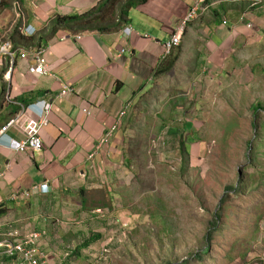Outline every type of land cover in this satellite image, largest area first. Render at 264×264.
Returning a JSON list of instances; mask_svg holds the SVG:
<instances>
[{
    "label": "crops",
    "instance_id": "obj_1",
    "mask_svg": "<svg viewBox=\"0 0 264 264\" xmlns=\"http://www.w3.org/2000/svg\"><path fill=\"white\" fill-rule=\"evenodd\" d=\"M102 1L0 0V45L9 41L18 53L12 67L1 53L0 129L23 117L6 134L12 141H24L34 118L24 107L41 99L52 102L49 124L40 133L41 151L22 153L10 149L7 142L0 145V241L11 231L45 229L42 248L49 253V264L88 262V256L94 257L89 245L95 243L82 247L89 236L86 225L95 221L92 230L99 234L97 240L113 224L118 226L113 220L117 212L113 197H122V189L130 191L135 184L125 171L129 164L123 155L124 131L130 127L132 111L141 97L146 98L169 74L179 79L180 65L186 67L183 82L189 85L182 93L207 96L214 87L207 85L205 78L219 81L225 73L229 75L225 61L233 56L232 43L252 28L247 18L253 17L252 2L243 6L246 0H210V8L186 25L181 45L172 54L179 55L174 67L160 73V63L172 58L171 54L165 55V45L197 0H148L130 9L129 24L118 32L59 29L52 33L51 23L56 16L84 14ZM239 6L249 13L240 14ZM29 27L34 35L26 32ZM127 27L130 33L124 32ZM39 49H44L48 75L31 70ZM24 51L29 53L26 58L19 54ZM193 74L200 79L191 77ZM65 86L73 91L60 94ZM126 104L128 113L111 144L89 159ZM43 183H50L53 192L13 198ZM101 201H112L114 208L94 207ZM96 209L112 214L99 218L93 214ZM99 219L103 222L97 223ZM70 231V240H66L64 233ZM61 245L65 250L62 254L56 251ZM102 245H107L105 240L100 241ZM77 248L76 258H70ZM93 259L94 264L100 263L96 257ZM0 264H14L1 248Z\"/></svg>",
    "mask_w": 264,
    "mask_h": 264
},
{
    "label": "rangeland",
    "instance_id": "obj_2",
    "mask_svg": "<svg viewBox=\"0 0 264 264\" xmlns=\"http://www.w3.org/2000/svg\"><path fill=\"white\" fill-rule=\"evenodd\" d=\"M245 2H252L253 17L247 16L251 31L244 30L232 43L233 56L225 61L229 75L226 71L219 81L205 78L213 92L183 94L189 85L183 82L186 67L180 65L179 79L167 75L132 111L123 155L135 184L130 191L122 189V197H113L119 225L89 245V253L103 255L98 264H181L185 258L192 261L186 264H264V146L253 166L247 156V141L264 129V112L253 116L251 110L256 101L264 102V0ZM242 7L237 8L240 14L249 13ZM181 141L191 153L189 163ZM238 185L236 192L229 189ZM225 198L226 206L221 203ZM258 204L261 210L252 207ZM223 206L231 214L217 227L206 260H195L208 236L209 219ZM94 225H86L89 234ZM71 232L64 233L66 240ZM103 240L106 247H100ZM56 251L65 250L61 245ZM93 258L83 264H94Z\"/></svg>",
    "mask_w": 264,
    "mask_h": 264
},
{
    "label": "built area",
    "instance_id": "obj_3",
    "mask_svg": "<svg viewBox=\"0 0 264 264\" xmlns=\"http://www.w3.org/2000/svg\"><path fill=\"white\" fill-rule=\"evenodd\" d=\"M210 0H197L196 3L192 6L189 12H187L185 18L182 20V23L177 28L176 32L172 35L171 40L165 45V55H170L173 53L174 49L181 45L182 35L184 33L185 27L189 24V21L196 17L200 12H204L210 8ZM226 24V20H224ZM250 27V25H249ZM131 32V28L127 27L124 29V32ZM26 32L29 35H34L35 32H30V27L26 29ZM81 39V36L77 37ZM62 40H65L63 38ZM44 49H39L35 52V63L31 67V70L36 73L43 75H48L49 70L47 68L46 58L43 56ZM1 53L6 55L7 60L10 62L12 67L15 58L18 53L13 49L11 42H5L0 45V66L3 65L4 59L1 56ZM20 56L23 58L28 57L27 51L19 52ZM5 58V59H6ZM73 88L65 86L60 94L66 92H72ZM24 110L31 111L34 114V118H31V124L27 128V138L24 141H12L10 137L6 134L12 125H18L20 119L23 117H17L8 122L5 126L0 129V145H4L3 142H7L14 150L22 153H27L29 150L34 152L41 151L43 142L40 136L42 129L49 124V115L52 110V102L47 99H41L39 101L31 102L24 107ZM129 107L126 104L125 107L118 113L116 121L113 125L106 129L102 137L99 139L97 145L94 148V152L89 155V159H92L98 151H102L108 147L113 137L118 132L124 118L128 113ZM89 113V111L85 110ZM9 147V146H7ZM3 177V173H0V179ZM53 186L50 183H43L38 186L32 187L31 191H26L20 194H14L13 198L18 199L20 196H34L37 194H46L53 192ZM93 213H98L101 216L112 214L107 210L96 209ZM115 224L119 225V215L115 213L113 216ZM47 235V230H29L27 232H18L11 231L7 236L0 241V248L4 254L14 259V264H49V253L45 251L43 246V238ZM103 247V245H102ZM106 247V246H105ZM102 253H98L94 257L98 260H101ZM105 261V260H102Z\"/></svg>",
    "mask_w": 264,
    "mask_h": 264
},
{
    "label": "trees",
    "instance_id": "obj_4",
    "mask_svg": "<svg viewBox=\"0 0 264 264\" xmlns=\"http://www.w3.org/2000/svg\"><path fill=\"white\" fill-rule=\"evenodd\" d=\"M147 1L148 0H103L101 3L98 4L97 7H93V9L89 10L88 12L84 14L56 16L52 20L51 31L52 33H55L59 29H67V30L77 32V33L84 32V31H87V32L96 31L100 34L118 32L122 28H124L126 25L129 24L130 9L134 6H137ZM48 37H51V34H49ZM172 54L173 53H171V55ZM178 59H179L178 54L172 55V58H167L166 60H163L162 63H160L157 70L161 71L160 73L169 72L174 67ZM251 110L253 112V116L254 115L259 116L260 113L264 112V102L256 101L255 103L251 105ZM252 125H253V128H255L256 130L257 128L254 122V119H253ZM261 125L262 127H264V122H262ZM186 127H187V124H186ZM185 131H190V129L186 128ZM263 132H264V129L260 127L257 133L255 132L254 136L251 137L250 140L247 141V151H248L247 156L250 159V166H253L257 162V153H259L260 149H262L264 146ZM185 145H186L185 141H181L180 148L182 151V155L184 156V161L185 163H189L191 160V153L189 152V150L186 149ZM260 179L262 180L264 179L263 170L261 172ZM240 182L241 180L239 181V184ZM238 188H240V185L229 187V189H231L232 192L238 191ZM260 189H263L264 191V185H262ZM103 195H105V193H103ZM262 197H264V194ZM226 200L227 198H225L224 200H221L222 205H225V203L227 202ZM83 203L87 204L88 202H86L85 200L83 201ZM99 205H101L102 207H109L111 209V207H113V202L112 201L110 202L101 201L94 207H97ZM225 206H223V208L213 213L211 218L209 219L208 236L202 242L201 246L203 248L201 247V249H199L198 252L195 254V260H206V257L209 255V252H211V243H213V237H214L213 235H215L217 227H220V223L222 222L221 220L223 219L224 216H228L231 214L230 212H228V214L225 213ZM252 207L255 210L256 208L259 210L262 209V206H260V204L252 206ZM93 214L99 217L98 213H93ZM98 238H99V234H95L94 232L89 234V236L85 238L84 240L85 242L82 244L83 245L82 247L89 245L91 242H94ZM204 247L206 248L204 249ZM78 251H79V248H77V250H74V254H72L70 258L72 259L76 258L77 256L76 254L78 253ZM191 256H193V254H191ZM191 262L192 261L190 260V258H185L181 262V264H186V263H191ZM162 264H167V263L164 262Z\"/></svg>",
    "mask_w": 264,
    "mask_h": 264
},
{
    "label": "bare ground",
    "instance_id": "obj_5",
    "mask_svg": "<svg viewBox=\"0 0 264 264\" xmlns=\"http://www.w3.org/2000/svg\"><path fill=\"white\" fill-rule=\"evenodd\" d=\"M190 23H191V21H190Z\"/></svg>",
    "mask_w": 264,
    "mask_h": 264
}]
</instances>
